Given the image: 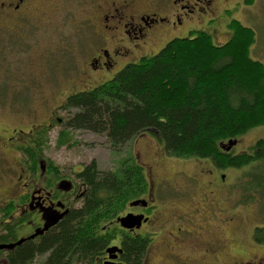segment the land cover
I'll list each match as a JSON object with an SVG mask.
<instances>
[{
  "label": "trees",
  "instance_id": "16d2710c",
  "mask_svg": "<svg viewBox=\"0 0 264 264\" xmlns=\"http://www.w3.org/2000/svg\"><path fill=\"white\" fill-rule=\"evenodd\" d=\"M228 27L232 32L223 43L203 29L174 37L156 53L66 97L61 107L74 111L60 131L59 143L69 140V129L105 134L120 157L118 164L105 170L93 159L81 168L77 175L87 184L83 203L39 240L18 246L8 264H26L37 256H44L41 264H90L109 242L105 223L147 190L144 168L133 148L144 131L157 135L164 150L178 158H210L222 169L264 168V138L246 152L223 147L264 125V62L250 53L256 31L237 19ZM52 166L58 173L53 162ZM256 182L264 187V179ZM7 210L1 209L5 215ZM4 226L8 234L0 240L16 239L17 224ZM261 228L257 238L264 242ZM126 245L129 261L136 263L142 242Z\"/></svg>",
  "mask_w": 264,
  "mask_h": 264
},
{
  "label": "flooded vegetation",
  "instance_id": "af4514ba",
  "mask_svg": "<svg viewBox=\"0 0 264 264\" xmlns=\"http://www.w3.org/2000/svg\"><path fill=\"white\" fill-rule=\"evenodd\" d=\"M255 2L256 0H0V21L18 32L33 15L34 28L43 27L42 23L53 22L54 20L43 16L48 9L62 11L60 18L64 14L70 16L67 12L71 8L81 9L85 16L77 23L84 32V43L89 45L88 61L82 69L81 84L88 86L84 88H91L94 84L92 81L104 79L129 61L147 56L151 52L148 51L150 46L164 39L177 37L174 35L185 34L188 30L193 33L218 20L221 23L226 12L234 13L237 9L246 8L252 15L256 14L255 7L253 8ZM233 13L230 20H240L233 17ZM226 25L228 26H223ZM214 30L217 31V27ZM61 123L62 118L57 115V109H54L47 119L34 123L27 131L19 128L7 131L8 134H0V150L21 170L20 175H17L16 186L20 192L17 201L9 198L0 206L2 211L9 210L8 216H14L12 222L4 221L0 225V236L8 234L4 224L10 222L12 225L17 224V237L8 241L0 240V244L16 242L42 228L46 222V210H68V215L73 208L83 203L87 184L77 175L81 169L73 168L70 177L67 174L62 177V174L55 172L52 162L45 155L49 133L55 125ZM207 159L215 166L212 159ZM87 164L81 163V168ZM142 166L147 190L129 200L116 217L105 223L108 234H111L108 235L109 242L104 250L93 257L90 264H264V242L257 238V232L262 230L261 226L253 227L250 239L242 235L238 239V233L226 234L215 227L205 230L209 220L218 211H225L221 208V201L217 202L216 198L224 188L212 178L217 177L216 169H209L212 176L208 174L210 177L200 183V170L188 173L175 167V176L169 177L165 173L156 175L154 166L148 167L143 162ZM222 175V178H218L224 182L225 174ZM205 183L208 185L205 188L204 202L208 206L202 209L195 207V200L190 196L195 188ZM68 185L71 187L65 189L64 186ZM138 198L145 199L147 203L132 205L131 201ZM13 210L18 212L17 215H12ZM245 210L253 212V208ZM3 214L5 216L6 213ZM127 214L141 217L139 226L124 227L119 218ZM195 215L203 216L208 223L192 226L198 220ZM53 227L23 243L39 240ZM129 241L142 242L136 263H131L126 254V244ZM156 243L158 246L152 251ZM248 244L250 245L246 247ZM20 245L12 249L0 248V264H8L10 253L15 252ZM109 246H117L118 250L109 252Z\"/></svg>",
  "mask_w": 264,
  "mask_h": 264
},
{
  "label": "rangeland",
  "instance_id": "374dc122",
  "mask_svg": "<svg viewBox=\"0 0 264 264\" xmlns=\"http://www.w3.org/2000/svg\"><path fill=\"white\" fill-rule=\"evenodd\" d=\"M253 8L256 13L254 15L246 8L237 9L234 13L226 12V17L221 19V23L219 20L215 21L203 30L210 32L216 43L225 42L232 31L227 25H223L228 24L233 13V17L255 29L256 40L250 53L252 57L264 62V0H256ZM69 11L67 13L70 16L67 17L64 14L60 18L62 11L48 9L43 16L54 21L48 24L42 23L43 27H36L37 29L34 28L33 15L28 23L18 29V32L0 21V134L19 128L27 131L34 123H41L54 109H58L57 115L62 118V123L55 125L50 131L48 142L45 143V155L57 166L58 174H62V177H65L63 174L70 177L73 168L79 170L81 163H89L93 159L97 160L100 168L112 169L117 166L120 158L112 152L105 134L87 129H69L67 130L69 140L59 143L60 131L65 127L69 114L74 111L64 109L61 105L70 93L88 87L81 84V78L82 69L88 61L87 47L89 45L84 43L82 38L84 32L77 23L81 17L85 16V13L78 7L71 8ZM216 27L217 31L214 30ZM190 32L191 30H188L185 34L180 33L174 36L184 37L195 33ZM171 38L151 45L148 50L151 52L148 55L156 53ZM137 60L131 61L137 62ZM122 67L116 68L106 78L96 81L92 86L111 78ZM259 138H264V125L238 138L233 151L235 153L248 151ZM133 145L139 159L148 167L154 166L153 171L156 175L165 173L173 177L175 167L186 170L188 173L200 170L198 177L201 178L200 183H204L203 180L210 177L209 169L214 171L216 169L217 177L210 175L216 183L224 187L216 198L217 202L221 201V208L225 211L220 210L215 217H211L205 230L215 227L226 234L238 233V239L241 238L240 235L250 239L255 225L264 227V187L261 183L256 185L258 179H264L263 167L256 168L255 165H248L242 168L220 169L207 158H178L168 154L158 136L150 131L142 132ZM8 158L0 150V206L4 205L9 198V200L13 201L14 198V201H17L20 193L16 186L20 167L16 168ZM221 172L225 174L224 182L223 179L218 178V176L222 178ZM207 185L206 183L200 185L191 194L190 197L195 200V207L203 209L208 206L204 202ZM251 208L253 212L245 210ZM17 213L13 210L12 215ZM195 217L197 218L198 215ZM13 219L14 216H8V214L4 216L0 210V225L4 221L12 222ZM197 219L192 226L197 227L199 224L203 226L208 223L203 216ZM19 230L22 229L19 228ZM157 246L158 243L152 251ZM43 260L44 256H37L26 264H41Z\"/></svg>",
  "mask_w": 264,
  "mask_h": 264
},
{
  "label": "water",
  "instance_id": "95a60500",
  "mask_svg": "<svg viewBox=\"0 0 264 264\" xmlns=\"http://www.w3.org/2000/svg\"><path fill=\"white\" fill-rule=\"evenodd\" d=\"M237 143H238V138L233 139V140L231 139L226 144H224L223 147L226 150H231V148ZM63 181H65V180H63ZM66 181H68V180H66ZM64 187H65V189H69L71 186L68 185V186H64ZM141 202L143 204L147 203L145 199L140 198V199H136V200L132 201L131 204L136 205V204H139ZM67 212H68V210L64 211V212H58L56 210H46L45 211V221L46 222L42 228L37 229L36 232L33 233L32 235H30L29 237L21 238L16 242L0 244V248L12 249L16 245L22 244L25 240H27L29 238H34V236L41 234L45 230L49 229L50 227L58 224L60 222V220L67 214ZM139 220H141V217H138V216L133 215V214H127V215L119 218V221L121 222V224L127 228H131L135 225L139 226V222H140ZM107 250L109 252H114V251H117L118 248H117V246H110L107 248ZM114 264H117V263H114Z\"/></svg>",
  "mask_w": 264,
  "mask_h": 264
}]
</instances>
